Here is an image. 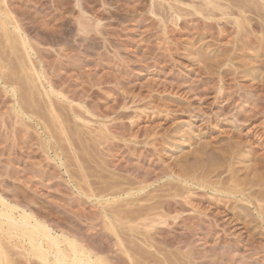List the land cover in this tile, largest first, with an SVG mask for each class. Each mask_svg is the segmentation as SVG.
I'll return each mask as SVG.
<instances>
[{
  "label": "rangeland",
  "instance_id": "1",
  "mask_svg": "<svg viewBox=\"0 0 264 264\" xmlns=\"http://www.w3.org/2000/svg\"><path fill=\"white\" fill-rule=\"evenodd\" d=\"M263 14L264 0H0V264L54 260L6 226L22 210L67 262L64 239L108 264H264ZM156 213L166 226L148 227Z\"/></svg>",
  "mask_w": 264,
  "mask_h": 264
},
{
  "label": "bare ground",
  "instance_id": "2",
  "mask_svg": "<svg viewBox=\"0 0 264 264\" xmlns=\"http://www.w3.org/2000/svg\"><path fill=\"white\" fill-rule=\"evenodd\" d=\"M210 2H211V1H210ZM211 6H212V8H215V9L217 8V7H216V6H217L216 3H215V5H214V3L212 4V2H211V3L208 2V3L205 4V8H209V7H211ZM219 8H220V7H219ZM210 9H211V8H210ZM216 10H218V8H217ZM219 10H220V9H219ZM207 11H208V10H207ZM207 11H206V12H207ZM209 11H211V10H209ZM221 11H222V10H221ZM199 13H200V12H199ZM200 14H201V13H200ZM2 15H3V14H2ZM201 15H203V13H202ZM263 15H264V14H263ZM261 17H262V15H261ZM261 17H260V18H261ZM263 17H264V16H263ZM261 19H262V18H261ZM238 23H239V22H238ZM1 24H2V23H1ZM4 25H5V24H4ZM2 27H3V26H2ZM2 27H1V28H2ZM5 27H6V26H5ZM16 29H17V28H16ZM3 30H4V29H3ZM4 32H6V31H4ZM4 32H3V33H4ZM7 36H8V35H7ZM7 36L5 35V37H7ZM21 40H22V39H21ZM21 40H20V41H21ZM21 46H22V45H21ZM58 94H59V93H58ZM61 94H62V93H61ZM61 94H60V95H61ZM46 95L48 96V93H46L45 96H46ZM49 95H50V94H49ZM56 96H57V95H56ZM59 97H60V96H59ZM61 97H62V96H61ZM62 98H64V95H63ZM67 99H69V98H67ZM67 99H66V100H67ZM49 100H50V99H49ZM66 100H65V101H66ZM237 100H238V99H237ZM68 101H71V100H68ZM231 102H232V101H231ZM71 107H72V106H70L69 109H71ZM72 109H74V108H72ZM73 111H74V110H73ZM70 112H72V110H71ZM75 114H76V113H75ZM240 115H241V114H240ZM55 116H56V115H55ZM76 116H77V115H76ZM240 117H241V116H240ZM246 118H247V117H246ZM243 119H244V118H243ZM247 120H248V118H247ZM244 121H245V120H244ZM236 122H237V120H236ZM262 133H263V132H262ZM262 136H263V135H262ZM258 137H259V136H258ZM261 138H262V137H261ZM230 147H231V146H230ZM232 147H233V146H232ZM227 148H229V147H226V149H227ZM224 149H225V148H224ZM224 149H223V150H224ZM232 150H233V148H232ZM199 151H201V149H200ZM217 151H218V150H217ZM229 151H230V150H229ZM202 152H203V151H202ZM202 152H201V153H202ZM219 152H221L220 149H219ZM219 152H218V153H219ZM224 152H225V151H224ZM227 152H228V151H227ZM203 153H204V152H203ZM207 153H208V152H207ZM215 153H216V152H215ZM195 154H197V153L195 152L194 155H195ZM205 154H206V153H205ZM223 154H224V153H223ZM223 154H222V156H223ZM225 154H226V153H225ZM220 155H221V154H220ZM220 155H219V158H220ZM230 155H231V154H230ZM230 155H229V156H230ZM199 156H200V155H199ZM192 157H193V156H192ZM195 157H196V156H195ZM227 157H228V155H227ZM197 158H198V157H197ZM208 158H209V157H208ZM219 158H218V160H220ZM225 158H226V157H225ZM225 158H224V159H225ZM258 158H259V157H258ZM261 158H262V157H261ZM204 159H205V158H203V160H202V159H201V160H202V161H205ZM211 159H213V158H211ZM215 159H216V158H215ZM226 159H227V158H226ZM199 160H200V159H199ZM209 160H210V159H209ZM218 160H217V161H218ZM222 160H223V159H222ZM263 160H264V159H263ZM263 160H262V161H263ZM194 161H195V160H194ZM259 161H261V159L258 160V162H259ZM262 161H261V162H262ZM196 162H197V161H196ZM206 162H207V161H206ZM213 162H214V160H213ZM225 162H226V160H225ZM253 162H254V161H253ZM258 162H257V163H258ZM200 163H203V162H200ZM200 163L197 162V164H200ZM203 164H204V163H203ZM210 164L212 165V163H209V166L211 167ZM215 164H216V162H215ZM201 165H202V164H201ZM207 165H208V164H207ZM256 165L258 166V164H256ZM259 165H260V164H259ZM261 165H262V164H261ZM194 166H195V165H194ZM257 166H256V167H257ZM262 166L264 167V164H263ZM197 167H199V166L197 165L195 168H197ZM254 167H255V165H254ZM256 167H255V168H256ZM252 168H253V167H252ZM182 169H183V167H182ZM201 169L204 170V168H201ZM206 169H207V167H206ZM260 169H261V168H260ZM263 169H264V168H263ZM185 170H186V169H185ZM207 170H208V169H207ZM229 170H230V169H229ZM231 170H232V168H231ZM180 171H181V170H180ZM215 171H216V170H215ZM219 171H220V170H219ZM219 171H218V172H219ZM234 171H235V170H234ZM182 172H183V171H182ZM198 172H199V170H198ZM198 172H197V173H198ZM200 172H202V171H200ZM212 172H214V171H212ZM212 172H211V173H212ZM216 172H217V171H216ZM218 172H217V174H218ZM220 172H222V171H220ZM225 172H226V171H225ZM229 172H230V171H229ZM229 172H228V173H229ZM184 173H185V172H184ZM186 173L188 174V172H186ZM190 173H191V171H190ZM190 173L188 174V176L190 175ZM192 173H195V172L192 171ZM206 173H207V171H206ZM222 173H223V172H222ZM182 174H183V173H182ZM200 174H201V173H200ZM204 174H205V172H204ZM204 174H203V175H204ZM213 174H214V173H213ZM232 174H233V173H232ZM183 175H184V174H183ZM185 175H186V174H185ZM192 175H193V174H192ZM196 175H199V174H196ZM205 175H206V174H205ZM214 175H215V174H214ZM220 175H221V173H220ZM235 175H236V174H235ZM235 175H233V176H235ZM186 176H187V175H186ZM188 176H187V178H186V177H185V178L183 177V181H185L186 183L190 182V181H189L190 179L193 180V178H189L191 175H190L189 177H188ZM201 176H202V175H201ZM210 176H211V175H210ZM216 176H219V175H216ZM216 176H215V177H216ZM228 176H229V175H228ZM263 176H264V174H263ZM197 177H198V176H197ZM197 177H196V178H197ZM207 177H208V173H207ZM211 177H212V176H211ZM213 177H214V176H213ZM224 177H225V176H224ZM230 177H231V176H230ZM180 178L182 179V176H180ZM188 178H189V180H188ZM222 178H223V177H222ZM227 178H228V177H227ZM232 178H233V177H232ZM257 178H258V177H257ZM259 178H261V177H259ZM259 178H258V179H259ZM200 179H201V178H200ZM216 179H217V178H216ZM192 180H191V181H192ZM194 180H196L195 177H194ZM198 180H199V179H197V182H199V183H195V184H197V185H201L200 183H202L203 181L201 182V181H198ZM202 180H203V179H202ZM210 180H211V179H210ZM210 180H209V181H210ZM256 180H257V179H256ZM216 181H217V180H216ZM228 181H229V180H228ZM228 181H227V182H228ZM260 181L262 182V181H264V180L262 179V180H260ZM260 181H259V182H260ZM130 182H131V181H130ZM133 182H136V181H133ZM133 182H131V183L133 184ZM144 182H145V181H144ZM144 182H143V183H144ZM185 182H184V183H185ZM205 182H206V181H205ZM221 182H222V181H221ZM227 182H226V184L229 183V182H228V183H227ZM259 182H258V183H259ZM186 183H185V184H186ZM207 183H208V182H207ZM209 183H210V184H208V185H205L206 183H205V184H202L201 187H203V188L208 187L207 189H209V187H212L211 182H209ZM212 183H213V182H212ZM214 183H215V182H214ZM262 183H263V182H262ZM132 184H131V186H132ZM134 184H135V183H134ZM141 184H142V182H141ZM169 184H172V183H169ZM222 184H223V182H222ZM254 184H255V183H254ZM136 185H137V183H136ZM165 185L167 186L168 184H165ZM257 185H259V184H257ZM260 185H262V184L260 183ZM127 186H129V185H127ZM131 186H129V188H130ZM138 186H140V185L138 184ZM141 186H142V185H141ZM174 186H175V185H174ZM174 186H173V187H174ZM186 186H187V185H186ZM190 186H192V185H190ZM195 186H196V185H195ZM221 186H222V185H221ZM223 186H224V185H223ZM229 186H231V185H229ZM250 186L252 187L253 184H251ZM134 187H135V186H134ZM142 187H143V186H142ZM167 187H168V186H167ZM175 187H177V186H175ZM232 187H233V186H232ZM251 187H250V189H251ZM253 187H254V186H253ZM261 187H262V186H261ZM131 188H132V187H131ZM136 188H137V187H136ZM143 188H144V187H143ZM143 188H142V189H143ZM171 188H172V187H171ZM180 188H181V187H180ZM217 188H218V187H217ZM230 188H231V187H230ZM230 188H229V189H230ZM140 189H141V188H140ZM168 189H169V188H168ZM173 189H174V188H173ZM175 189H176V188H175ZM186 189H187V187H186ZM191 189H192V188H191ZM199 189H200V188H199ZM220 189H221V188H220ZM239 189H240V188H239ZM241 189H242V188H241ZM210 190H213V189L210 188ZM232 190H233V189H232ZM242 190H243V189H242ZM119 191H120V189H119ZM119 191H118V192H119ZM167 191H168V190H167ZM167 191H165V192L167 193ZM177 191H178V189H177ZM186 191H187V190H186ZM193 191H194V190H193ZM230 191H231V190H230ZM238 191H239V190H237V191H235V192L241 194V195L244 196L246 199H249V200L251 201V203H253L252 200H251V198H253V195H251V194H249V195H243V193H241L242 191H241V192H240V191L238 192ZM251 191H252V189H251ZM118 192H117V193H118ZM120 192H122V191H120ZM137 192H138V191H137ZM142 192H143V190H142ZM180 192L183 193L182 191H180ZM214 192H216V193H222L220 190H217V189H215ZM254 192H255V191H254ZM126 193L128 194V191H127ZM129 193H131V192H129ZM134 193H135V192H134ZM147 193H148V192H147ZM172 193H173V192H172ZM178 193H179V192H178ZM186 193H187V192H186ZM186 193H185V194H186ZM237 193H236V194H237ZM149 194H150V193H149ZM169 194H170V191H169ZM169 194H166V195H168L167 197H169ZM173 194H174V196H175V198H176V194H177V193H176V194L173 193ZM214 194H215V193H214ZM222 194H223V193H222ZM230 194H232V193H229V195H230ZM144 195H146V194H144ZM166 195H163L161 198L165 197ZM180 195H181V194H180ZM234 195H235V194H234ZM257 195H258V193H257ZM261 195H262V194H261ZM261 195H260L259 197H261ZM149 196H151L152 198L155 197L154 195H153L154 197H153L152 195H148L147 198H149V199L151 198V197H149ZM160 196H161V195H160ZM160 196L157 195V197H160ZM170 196H171V195H170ZM187 196H188V195H187ZM207 196H208V195H207ZM230 196H231V195H230ZM263 196H264V194H263ZM144 197H145V196H144ZM157 197H155V198H157ZM210 197H212V196H210ZM213 197H214V196H213ZM213 197H212V198H213ZM254 197H255V196H254ZM257 197H258V196H257ZM152 198H151V199H152ZM255 198H256V197H255ZM261 198H262V197H261ZM179 199H180V197H179ZM182 199H183V198H182ZM182 199H181L180 201H182ZM219 199H222V198H219ZM228 199H229V198H228ZM140 200H141V199H140ZM146 200L148 201V199H146ZM164 200H167V199H164ZM171 200H172V199H171ZM185 200H186V199H185ZM222 200H224V199H222ZM226 200H227V199H226ZM255 200H256V199H255ZM168 201H170V199H169ZM168 201H167V204H168ZM174 201H176V200H174ZM219 201H220V200H219ZM219 201H218V203H219ZM224 201H225V200H224ZM261 201H264V199H262ZM153 202H154V201H153ZM157 202H158V201H157ZM188 202H189V200H188ZM225 202H226V201H225ZM225 202H224V203H225ZM227 202H228V201H227ZM138 203H139V202H138ZM142 203H143V202H142ZM160 203H161V202H160ZM164 203H165V202H164ZM169 203H170V202H169ZM172 203H176V204H177V202H172ZM178 203H179V202H178ZM182 203L184 204V202H182ZM229 203H230V202H229ZM260 203H261V202L259 201V206H257L256 204H258V203L255 202V207H256V209H255V207H254V209H255V211L257 210V211H259V212H260V210L263 209L261 212H263V214H264V208L261 207L262 204H260ZM263 203H264V202H263ZM146 204H147V203H146ZM157 204H158V203H157ZM162 204H163V203H162ZM162 204H160V205H162ZM176 204H174V205H176ZM185 204L187 205L186 202H185ZM4 205H5V204H4ZM139 205H140V204H139ZM144 205H145V204H144ZM150 205H152V204H150ZM150 205H149V206H150ZM155 205H156V204H155ZM155 205H154V206H155ZM160 205H159V206H160ZM163 205H164V204H163ZM170 205H171V204H169V206H167V207L170 208ZM174 205H171V206H174ZM188 205H189V204H188ZM188 205H187V206H188ZM192 205H193V204H192ZM221 205H222V204H221ZM226 205H227V204L225 203V206H226ZM263 205H264V204H263ZM145 206H146V205H145ZM149 206H148V208H149ZM159 206H158V208H159ZM178 206H179V204H178ZM189 206H190V205H189ZM138 207H139V206H138ZM140 207H141V206H140ZM140 207H139V208H140ZM165 207H166V206H165ZM190 207H191V206H190ZM195 207H196V206H195ZM228 207H229V206H228ZM5 208H6V206H5ZM9 208H11V210H13V211H14V210H17V208H16V207H13V206H12V207L9 206ZM141 208H142V207H141ZM141 208H140V209H141ZM148 208L145 207V210L148 209ZM150 208L153 209L152 207H150ZM150 208H149V209H150ZM179 208H180V207H179ZM192 208H193V206H192ZM213 208H214V207H213ZM229 208L231 209V207H229ZM134 209H135V208H134ZM140 209H139V211H140ZM149 209L146 210V211H149ZM155 209H156V208H154V210H155ZM160 209H161V208H160ZM160 209H159V211L161 212ZM163 209H164V208H163ZM195 209H196V208H195ZM215 209H216V208H215ZM8 210H9V209H8ZM18 210H19V208H18ZM131 210H133V209H131ZM145 210H143V211H145ZM157 210H158V209H157ZM168 210H169V209H167V212H168ZM231 210H232V209H231ZM113 211H115V210H113ZM117 211H119V210H117ZM137 211H138V209H137ZM143 211H140V213L143 212ZM151 211H152V210H151ZM159 211H158V212H159ZM173 211H174V210H173ZM178 211H179V210L177 209L176 214L178 213ZM180 211H181V210H180ZM196 211H197V210H196ZM198 211H199V210H198ZM7 212H8V211H7ZM11 212H12V211H11ZM115 212H116V211H115ZM132 212H134V211H132ZM132 212H129V213H132ZM165 212H166V211H165ZM167 212H166V213H167ZM170 212L172 213V211H170ZM219 212H220V211H219ZM259 212H257L258 215H259V216H262V215H261L262 213H261V212L259 213ZM3 213H4V211H3ZM106 213H108V212H106ZM110 213H111V211H110ZM118 213H119V212H118ZM120 213H121V211H120ZM122 213H123V212H122ZM124 213H125V211H124ZM136 213H137V212H136ZM136 213H135L134 215H136ZM138 213H139V212H138ZM147 213H148V212H147ZM147 213H146V214H147ZM150 213H151V212H150ZM152 213H153V212H152ZM162 213H163V211L161 212V214H162ZM179 213H183V212H179ZM200 213H201V212H200ZM200 213H199V214H200ZM223 213H225V212H223ZM113 214H115V213H113ZM142 214H143L142 216L145 215L144 218H145L146 220H145L143 217L141 218V216H140V217H138V218H141V219H140V220H141L140 223H139V221L137 222L138 219L136 220V223H134V224H136V225H133V223H131V222L129 221L131 224L128 222L127 224H129V227H127V228H130L131 230H133V229H132L133 226H134L135 229H136L135 226H137V232H139L138 229L140 230V227H142V226L145 227L146 225H145V226H144V225L141 226V225H139V224H142V223L145 224L144 222L147 221V217H146V216H148L149 214H147V215H146L145 213H142ZM161 214H160V213H159V215H158L157 213H156V214H152V217H151L150 219H148L151 223H150L149 221H148L149 223L147 222L148 227L151 226V227L153 228L152 224H153V225H154V224H155V225H157V224H159V225H160V224H161V225H162V224H165V226H166V225H167V224H166V220H167V219H164V218H165V217L168 218V215L166 214L165 217H164L163 215H164L165 213H163L162 216H161ZM173 214H174V213H173ZM173 214H171V215L173 216ZM12 215H13V214H12ZM123 215H124V214H123ZM131 215H132V214H131ZM131 215H130V216H131ZM140 215H141V214H140ZM150 215H151V214H150ZM120 216H121V218H123L122 215H120ZM120 216H117V218H116L118 221L121 219V218L118 219ZM127 216H128V215H127ZM136 216H137V215H136ZM136 216L134 217L135 219L137 218ZM138 216H139V215H138ZM176 216H177V215H176ZM176 216H175V217H176ZM3 217H4L3 219H5V221H6V226H8V228H10L12 231H16V232H17V231L21 230L23 233H31V234H34V236H36L35 239H37V238H38L39 240H40V238H41V240L44 239V242H43V243H44V245L47 246V250H48V248H53V249H54V250H53L54 253H53V255H52L54 260H52V261H53L52 264H108V263H107V259H105L106 262H105L104 260H102L101 258H100V259H96V258H95V261H92V259L90 260V258L87 257L88 254H87V256H85V255L82 256V255L80 254V253H82L81 250L79 249V247H78L73 241H71V239H70V240H69V239H64V241L67 243V245H68V247H69V249H70V252H69V253L71 254V255H70V262H69V261L67 262V258H68L67 255H68V254L66 255V254H65V251L63 252V251H62L63 249L61 250V249L58 247V246H59V239H57L56 237L52 236V234H51V230L46 226L47 224L44 225V224L40 223L38 220H36V219H34L33 217H31V215H28L27 212H25V211H23V210H22V212H21V215L18 216V217H19V220H18V219L15 220L14 218H12V216H11L9 213H6V212H5V214L3 215ZM125 217H126V216H125ZM125 217H124V220H126ZM131 217H132V216H131ZM148 217H149V216H148ZM153 217H154V219H152ZM155 217H156V218L158 217V221L155 220V219H156ZM163 217H164V218H163ZM169 217H170V216H169ZM185 217H186V216H185ZM188 217H189V216H188ZM128 218H129V217H128ZM134 218H133L132 220H134ZM190 218H191V217H190ZM3 219H2V220H3ZM143 219L145 220L144 222H142ZM151 219H152V220H151ZM179 219H180V218H178V220H179ZM193 219H194V218H192V220H193ZM197 219H198V218H197ZM178 220H177V221H178ZM182 220H183V218H182ZM186 220L188 221V219H186ZM198 220H200V218H199ZM201 220L203 221V219H201ZM201 220H200V221H201ZM5 221H4V222H5ZM127 221H128V220H127ZM134 221H135V220H134ZM134 221H133V222H134ZM156 221H157V222H156ZM169 221H170V220H169ZM173 221H174V220H173ZM173 221H172V222H173ZM200 221H199V222H200ZM4 222H3V224H4ZM170 222H171V221H170ZM197 222H198V221H197ZM204 222H205V221H204ZM111 223H112V222H111ZM175 223H176V222H175ZM175 223H174L173 225H175ZM192 223H193V222H192ZM201 223H202V222H201ZM112 224H113V223H112ZM121 224H122V223H120V225H121ZM123 224H124V223H123ZM149 224H150V225H149ZM170 224H171V223H170ZM177 224H178V223H177ZM1 225H2V224H1ZM118 225H119V224H118ZM130 225H131V226H130ZM132 225H133V226H132ZM138 225H139V227H138ZM155 225H154V226H155ZM168 225H169V224H168ZM171 225H172V224H171ZM171 225H169V226H171ZM190 225H191V224H190ZM198 225H199V224H198ZM112 226H113V225H112ZM165 226H164V227H165ZM169 226H168V227H169ZM176 226H177V225H176ZM113 227H114V226H113ZM143 227H142V228H143ZM151 227H150V228H151ZM188 227H189V225H188ZM192 227H193V225H192ZM196 227H197V226H196ZM0 228H1V226H0ZM127 228H126V229H127ZM146 228H147V226L145 227V229H146ZM202 228H203V227H202ZM143 229H144V228H143ZM145 229H144V230H145ZM159 229H160V228H159ZM162 229H163V228H162ZM162 229H161V230H162ZM185 229H186V228H185ZM185 229H184V230H185ZM188 229H189V228H188ZM191 229H192V228H191ZM11 230H10V231H11ZM117 230H118V229H117ZM128 230H129V229H128ZM131 230H130V231H131ZM164 230H166V229H164ZM200 230H201V229H200ZM111 231H112V230H111ZM115 231H116V230H115ZM135 231H136V230H135ZM141 231H142V229H141ZM145 231H146V230H145ZM148 231H150L149 228L147 229L146 232H148ZM154 231H155V230H154ZM159 231H160V230H159ZM33 232H35V233H33ZM117 232H118V231H117ZM142 232H143V231H142ZM139 233H141V232H139ZM144 233H145V232H144ZM116 234H118V233H116ZM127 234H128V233H127ZM127 234H125V235L127 236ZM129 234L132 235L133 233H129ZM141 234H142V233H141ZM150 234H152V233H150ZM150 234H147V235H150ZM184 234H186V233H184ZM188 234H189V233H188ZM188 234H186V235H188ZM114 235H115V234H114ZM118 235H119V234H118ZM123 235H124V234H123ZM186 235H185V236H186ZM23 236H24V235H23ZM34 236H33V237H34ZM115 236H116V235H115ZM134 236H135V235L133 234L132 237L135 238ZM150 236H153V235H150ZM150 236H149V237H150ZM62 237H65V236H62ZM119 237H120V235H119ZM128 237H130V236L128 235ZM139 238H140V237H139ZM143 238H144V237H143ZM143 238H142V240H143ZM150 238H152V237H150ZM153 238H154V237H153ZM121 239H123V238L121 237ZM129 239H130V238H129ZM144 239H145V238H144ZM116 240H117V239H116V237H115V241H116ZM124 240H125V238H124ZM124 240H123V243H124ZM131 240H132V239H131ZM139 240H140V239H139ZM142 240H140V242H142ZM145 240H146V239H145ZM60 241H61V240H60ZM118 241H119L120 243L122 242V241H120V240H118ZM126 241H127V239H126ZM126 241H125V243H126ZM133 241H135V240H133ZM45 242H46V244H45ZM135 242H137V241H135ZM145 242H147V241H145ZM41 243H42V242H41ZM63 243H64V242H63ZM125 243H124V244H125ZM131 243H132V242H131ZM133 243H134V242H133ZM31 244H32V245L34 244V248L36 247L35 250H36L40 255H42V254L44 255L46 248L43 249V248L40 246V243L38 244L37 241H36V244H35V241L32 240V241H31ZM37 244H38V245H37ZM61 244H62V243H61ZM114 244H115V242H114ZM116 244H117V243H116ZM121 244H122V243H121ZM121 244H120V245H121ZM124 244H122V245H124ZM129 244H130V243H129ZM134 244H136V243H134ZM149 244H150V243H148V246H149ZM41 245H42V244H41ZM127 245H128V243H127L125 246H127ZM131 245H133V244H131ZM138 245H139V244H138ZM118 246H119V245H118ZM134 246H136V245H133L132 247L134 248ZM152 246H153V245H152ZM43 247H44V246H43ZM115 247H116V245H115ZM115 247H114V248H115ZM132 247H130V249H132ZM137 247H138V246H137ZM140 247H141V246H140ZM135 248H136V247H135ZM117 249H118V248H117ZM119 249H120V248H119ZM125 249H126V248H125ZM136 249H137V248H136ZM49 250H50V249H49ZM115 250H116V248H115ZM120 250H123V249L121 248ZM120 250H118V251H120ZM53 251H52V252H53ZM118 251L116 250V252H118ZM129 251H130V250H129ZM131 251H132V250H131ZM143 251H144V250H143ZM112 252H113V250H112ZM114 252H115V251H114ZM120 252H122V251H120ZM123 252H124V251H123ZM133 252H134V251H133ZM133 252H132V253H133ZM135 252H136V250H135ZM144 252H145V251H144ZM124 253H125V252H124ZM138 253H139V252H138ZM83 254H84V253H83ZM127 254H128V253H127ZM133 254H134V253H133ZM128 255H130V254H128ZM81 256H82V257H81ZM136 256H137V255H136ZM142 256H143V255H142ZM132 257H135V256H132ZM132 257H131V255H130V258H132ZM138 257H139V256H138ZM140 257H141V255H140ZM45 258H46V257H45V255H44V259H45ZM135 258H136V257H135ZM135 258H134V259H135ZM145 258H146V257H145ZM165 258H166V257H165ZM132 259H133V258H132ZM141 259H142L141 261H142V263H143V259H144V257L141 258ZM136 260H137V259H136ZM136 260H135V261H136ZM144 260H145V259H144ZM152 260H153V259H152ZM154 260L156 261V259H154ZM43 261H44V260H43ZM127 261H128V260H127ZM130 261H131V262H130ZM146 261H149V260H146ZM162 261H163V260H162ZM165 261H166V260H165ZM165 261H163V262H165ZM149 262H150V261H149ZM158 262H160V261L158 260ZM167 262H168V261H167ZM127 263H128V262H127ZM129 263H130V264H134V262H133L132 260H129ZM139 263H140V261H139ZM145 263H146V262H145ZM150 263H151V262H150ZM150 263H149V264H150ZM160 263H161V262H160ZM111 264H112V263H111ZM140 264H141V263H140ZM143 264H144V263H143ZM151 264H152V263H151ZM153 264H155V262H154ZM167 264H168V263H167Z\"/></svg>",
  "mask_w": 264,
  "mask_h": 264
}]
</instances>
